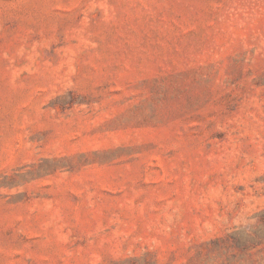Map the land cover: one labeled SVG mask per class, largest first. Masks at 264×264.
Listing matches in <instances>:
<instances>
[{
    "label": "rangeland",
    "instance_id": "rangeland-1",
    "mask_svg": "<svg viewBox=\"0 0 264 264\" xmlns=\"http://www.w3.org/2000/svg\"><path fill=\"white\" fill-rule=\"evenodd\" d=\"M0 264H264V0H0Z\"/></svg>",
    "mask_w": 264,
    "mask_h": 264
}]
</instances>
